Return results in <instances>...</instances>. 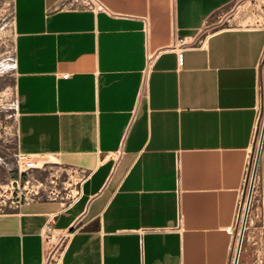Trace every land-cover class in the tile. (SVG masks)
Segmentation results:
<instances>
[{"label": "crops", "instance_id": "1", "mask_svg": "<svg viewBox=\"0 0 264 264\" xmlns=\"http://www.w3.org/2000/svg\"><path fill=\"white\" fill-rule=\"evenodd\" d=\"M98 1L12 0L18 151L74 173L80 197L0 211V264H42L47 222L71 233L57 264H231L264 25L221 26L238 0ZM257 168L236 264H264V135Z\"/></svg>", "mask_w": 264, "mask_h": 264}, {"label": "rangeland", "instance_id": "2", "mask_svg": "<svg viewBox=\"0 0 264 264\" xmlns=\"http://www.w3.org/2000/svg\"><path fill=\"white\" fill-rule=\"evenodd\" d=\"M224 14V15H223ZM220 25L227 22L243 27L264 25V0H238L217 13ZM15 32L13 27L12 0H0V211L14 207L18 202L45 197L51 190L63 186L74 188L78 177L58 164L40 157L31 167L32 158L23 160L17 147V101H16ZM260 191V186L258 184ZM38 192V196L34 193ZM75 192H73L74 194ZM58 252L61 242L55 235Z\"/></svg>", "mask_w": 264, "mask_h": 264}, {"label": "built area", "instance_id": "3", "mask_svg": "<svg viewBox=\"0 0 264 264\" xmlns=\"http://www.w3.org/2000/svg\"><path fill=\"white\" fill-rule=\"evenodd\" d=\"M73 5H77L83 9L88 10H102L103 6L98 0H71ZM211 27L206 23L200 31L199 36H203L204 38L208 35L207 31H210ZM202 40L197 41L196 43L193 41H187L185 38L173 37L172 42L170 44V49L173 51H179L182 48H190V47H201ZM157 56L156 52L148 51L147 53V67L150 68L155 57ZM262 63V76L259 86L260 92V102H259V110L257 112L256 124L253 132V143L255 146V150L251 153L244 170L243 180L240 188V197L236 206L235 213V222L237 226L236 237L232 246V258L231 264H234L236 259V253L238 249L240 234L242 229H244L245 224L247 222L248 217H253L254 219H259L261 214V198L260 192L258 188L259 184V174L258 168L255 167L256 153L258 149V141L261 139L262 133L264 134V54L261 60ZM23 160L27 157L22 156ZM26 161V160H25ZM27 163V161L25 162ZM35 196H38V192L34 193ZM80 191L77 190L73 194L72 189H68V187L63 186L59 190H51L44 198L38 196L32 200H59L65 202L68 206L74 204L79 200ZM29 200H24L23 202H18L14 207H19L21 204L28 202ZM70 232L65 234H61L58 236L60 242L62 243L60 246V251L58 252L56 242H52L51 240L56 235L50 222H47L41 232V235L45 241L44 249H43V263L42 264H57L58 260L61 258V255L65 249L66 241ZM56 243V244H55ZM236 264V263H235Z\"/></svg>", "mask_w": 264, "mask_h": 264}, {"label": "water", "instance_id": "4", "mask_svg": "<svg viewBox=\"0 0 264 264\" xmlns=\"http://www.w3.org/2000/svg\"><path fill=\"white\" fill-rule=\"evenodd\" d=\"M263 135L264 134L262 133V136H261V139H260V145L258 146V149H257L255 167H257V165H258V160H259L260 150H261V146H262ZM242 235H243V229H242L241 234H240V241H241Z\"/></svg>", "mask_w": 264, "mask_h": 264}, {"label": "bare ground", "instance_id": "5", "mask_svg": "<svg viewBox=\"0 0 264 264\" xmlns=\"http://www.w3.org/2000/svg\"><path fill=\"white\" fill-rule=\"evenodd\" d=\"M260 145V140L258 141V146ZM27 162H28V159L26 158L25 159ZM43 160H47V161H49L50 159L49 158H45V159H43ZM39 163V157L38 158H32V161H31V167H33V166H36L37 164ZM239 241H240V239H239ZM236 263V259H235V262H234V264Z\"/></svg>", "mask_w": 264, "mask_h": 264}]
</instances>
